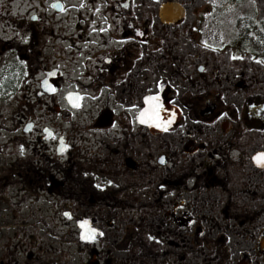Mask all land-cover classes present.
<instances>
[{"label":"flooded vegetation","instance_id":"flooded-vegetation-1","mask_svg":"<svg viewBox=\"0 0 264 264\" xmlns=\"http://www.w3.org/2000/svg\"><path fill=\"white\" fill-rule=\"evenodd\" d=\"M200 1L0 0V264H264V18Z\"/></svg>","mask_w":264,"mask_h":264},{"label":"rangeland","instance_id":"rangeland-1","mask_svg":"<svg viewBox=\"0 0 264 264\" xmlns=\"http://www.w3.org/2000/svg\"><path fill=\"white\" fill-rule=\"evenodd\" d=\"M221 0H208V1H200L201 4L199 6H196L198 2H189V8L191 10H209L213 8H222V1ZM226 4V3H225ZM221 5V6H219ZM214 6V7H213ZM219 6V7H218ZM226 7H230L231 9L235 10L236 19L238 20L239 17L244 14V11L248 10H254L257 14H259L262 18H264V0H247L243 1L241 3H234V7L231 4L224 5ZM235 18H232L228 20L227 26L232 27L234 24L237 25V20ZM241 29L242 31L245 29V24L241 23ZM227 32V30H226ZM220 37H223L225 40L231 39L235 36V38H240L242 41L245 40V34L240 32H234L230 35V37L227 36L226 33L222 32ZM11 99L7 100H0V106L8 105ZM17 98H12V101L9 105L16 106L17 104H14L16 102ZM9 107V106H8ZM13 107V106H11ZM15 109L11 110V113H9L10 120L13 121L15 124L19 122V120L22 118V114L19 111H14ZM13 111V112H12ZM2 115V114H0ZM13 127V125H12ZM0 131V149H4L8 151V154L13 159L12 163H16L20 156V148H19V140H17L18 130L17 128H13L10 130H4ZM2 134V135H1ZM11 137V143H8L6 139Z\"/></svg>","mask_w":264,"mask_h":264},{"label":"snow or ice","instance_id":"snow-or-ice-1","mask_svg":"<svg viewBox=\"0 0 264 264\" xmlns=\"http://www.w3.org/2000/svg\"><path fill=\"white\" fill-rule=\"evenodd\" d=\"M128 5H124V7H127ZM53 7L56 8H60L61 10H63V5L61 4H54ZM235 58V57H233ZM53 91L55 89H52ZM70 99L72 98L71 96L69 97ZM77 99H79L77 97ZM149 107L147 109H145L144 111H142L139 115V119H140V123H146L149 120L151 121H159L160 117H159V110H160V97L158 95H154V96H148L145 97V101H144ZM159 126V125H157ZM256 163L258 164V166L264 167V153H260L258 154L256 157H254ZM97 187H99V185H97ZM65 215H69V214H65ZM81 229H84V236L82 238L85 239H90L92 238V236L95 233V230L90 228L88 226V222L87 221H83L80 224Z\"/></svg>","mask_w":264,"mask_h":264},{"label":"water","instance_id":"water-1","mask_svg":"<svg viewBox=\"0 0 264 264\" xmlns=\"http://www.w3.org/2000/svg\"><path fill=\"white\" fill-rule=\"evenodd\" d=\"M175 5V7H176V11H177V14H176V17H177V20L180 18V17H182L183 16V9L181 8V6H179L178 4H175V3H172V5ZM166 9H169L168 7L166 8V6L165 7H163V9L162 10H166ZM180 14H181V16H180ZM168 18V17H167Z\"/></svg>","mask_w":264,"mask_h":264},{"label":"bare ground","instance_id":"bare-ground-1","mask_svg":"<svg viewBox=\"0 0 264 264\" xmlns=\"http://www.w3.org/2000/svg\"><path fill=\"white\" fill-rule=\"evenodd\" d=\"M182 8V7H181ZM183 9V8H182ZM180 16H181V14H180Z\"/></svg>","mask_w":264,"mask_h":264}]
</instances>
